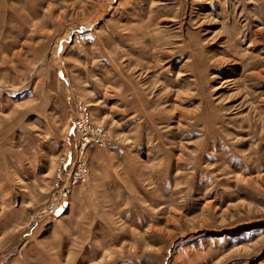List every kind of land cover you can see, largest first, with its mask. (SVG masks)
<instances>
[{"label": "rangeland", "instance_id": "1", "mask_svg": "<svg viewBox=\"0 0 264 264\" xmlns=\"http://www.w3.org/2000/svg\"><path fill=\"white\" fill-rule=\"evenodd\" d=\"M0 264H264V0H0Z\"/></svg>", "mask_w": 264, "mask_h": 264}, {"label": "built area", "instance_id": "2", "mask_svg": "<svg viewBox=\"0 0 264 264\" xmlns=\"http://www.w3.org/2000/svg\"><path fill=\"white\" fill-rule=\"evenodd\" d=\"M78 116L73 119L72 127L77 133V143L80 154L82 155L89 147L96 149H108L111 143L105 133V130L100 126L93 125L91 121V115L88 105L79 101L76 105ZM60 166L57 173V178H61V173L66 172L67 178L71 179L70 185L65 187L60 194L59 203H52L47 213L48 218L52 217L53 220L58 218V210L66 203L67 196L70 193L73 186L78 183H84L87 179V168L82 163L77 162V169L72 173L70 166L72 159L63 157L60 160ZM69 170V171H68ZM62 208V207H61Z\"/></svg>", "mask_w": 264, "mask_h": 264}]
</instances>
